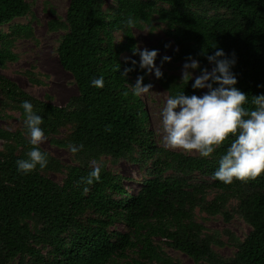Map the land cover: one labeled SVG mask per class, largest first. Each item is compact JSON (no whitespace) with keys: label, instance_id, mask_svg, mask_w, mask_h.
<instances>
[{"label":"trees","instance_id":"1","mask_svg":"<svg viewBox=\"0 0 264 264\" xmlns=\"http://www.w3.org/2000/svg\"><path fill=\"white\" fill-rule=\"evenodd\" d=\"M29 9L27 0H0V26ZM153 19L163 24L175 45L171 61L191 56L201 67H210L206 54L222 48L235 54V86L248 100L264 93V86L257 87L264 85V0H113L111 5L104 0H69L64 21L57 23L65 32L56 52L77 94L57 106L32 97L0 74L3 101L17 109L23 121L22 129L14 131L0 126V264H176L154 242L156 236L195 263L264 264V171L228 184L214 179L218 158L230 140L208 157L157 146L147 128L144 102L131 94L135 78L145 72L121 55L134 57L132 28L150 26ZM117 32L122 35L119 41ZM6 37L0 32V67L16 59ZM97 76L103 77V87L90 84ZM193 79L185 83L162 72L158 82L168 95H199L201 89L191 88ZM24 100L43 117L45 135L68 125L66 138L56 143L82 145L75 164L63 166L62 183L44 173L47 167H62L49 155L44 169L17 171L16 160L33 147L26 137ZM136 154L149 165L148 176L134 193L103 164L98 166L99 179L86 183L96 168L87 160H137ZM210 189L215 193L207 198ZM231 200L250 230L234 244L231 256L222 257L212 248L217 237L203 232L194 213L198 208L229 219L226 208Z\"/></svg>","mask_w":264,"mask_h":264},{"label":"rangeland","instance_id":"2","mask_svg":"<svg viewBox=\"0 0 264 264\" xmlns=\"http://www.w3.org/2000/svg\"><path fill=\"white\" fill-rule=\"evenodd\" d=\"M27 2L30 6L29 13L0 26V32L7 35L6 40L11 39L10 49L16 55L15 60L7 61L3 67H0V74L16 83L32 97L63 106L78 92L72 75L60 65L56 52V46L65 32V29L58 27L57 23L64 21L69 0H27ZM104 2L105 5H111L113 0H104ZM163 28V24L157 19H153L150 26L146 23L133 26L135 46L158 49L154 64L159 66L162 72L181 77L184 61L161 60L164 55L170 56V50L175 47L171 38L164 34ZM115 38L117 41L121 40V33L117 32ZM121 56L126 61L135 59L138 62L139 60L138 53L134 57L127 53H122ZM189 71L193 72L191 78L199 74L198 69H189ZM142 77V84H151V89L140 95L148 112L147 128L153 132V141L157 146L165 148L159 121L160 109L168 94L153 73H145ZM69 81L72 83L69 84ZM202 91L204 90L201 89L200 93ZM4 103L6 101H3L0 94V126L10 131L22 129L23 121L19 111L11 107L9 103ZM69 130L68 125L61 126L55 133L44 134L45 138L37 145L62 165L58 170L47 167L44 171L57 183H62L65 177L63 166L75 164L77 159L75 154L69 151V144L56 143V141L64 140ZM2 147L3 141L0 139V150ZM166 149L185 152L181 149ZM185 153L197 154L195 150ZM139 155L136 154L137 160L100 156L98 160L90 159L87 162L91 167L103 164L111 172L120 175L122 186L132 194L141 186V180L148 176L149 164H145ZM214 193L215 191L210 189L207 198H211ZM235 204V200H231L226 208L231 216L229 219H225L222 213L210 215L199 211L198 208L194 213L195 220L202 225L203 232L217 237V241L212 243V248L222 257L231 256L235 251L234 244L243 240L250 230L249 224L235 210ZM117 227H119L118 224ZM164 240L158 236L154 238V242L165 254L176 261V264H202L195 263L184 253L169 248ZM117 264H125V262L120 260Z\"/></svg>","mask_w":264,"mask_h":264},{"label":"clouds","instance_id":"3","mask_svg":"<svg viewBox=\"0 0 264 264\" xmlns=\"http://www.w3.org/2000/svg\"><path fill=\"white\" fill-rule=\"evenodd\" d=\"M127 23L131 24V19ZM132 52L139 56L138 62L135 59L131 61L133 65L138 63L145 73L151 72L157 78L162 76L160 67L154 64L158 49L135 46ZM170 59L168 55L161 57L162 61ZM206 60L210 67H201L199 61L191 56L184 61L181 80L187 83L193 76L189 69L199 68L191 88L204 91L199 95L180 91L167 96L160 109L159 121L163 146L185 152L195 150L201 157H208L216 147L229 139L230 142L218 158L213 178L228 184L234 178L245 180L255 177L264 171V93L252 95L249 101L248 94L235 86L237 81L232 71L234 53L226 54L222 48H215V51L206 54ZM129 70L126 68L125 72ZM142 79V76H138L131 85L132 95L139 96L151 89V84H142ZM90 84L103 87V77L92 78ZM249 103L252 107H246ZM21 107L28 144L33 147L26 152L25 158H19L15 163L18 172L28 174L37 167L44 169L48 164V154L37 147L45 138L41 127L43 117L33 111V105L28 100H24ZM80 147L82 145H68L73 154ZM99 171V167L93 168L86 183L91 184L94 179H99Z\"/></svg>","mask_w":264,"mask_h":264}]
</instances>
